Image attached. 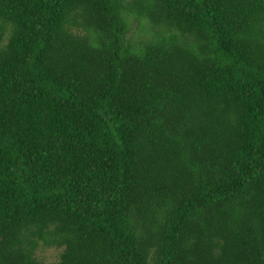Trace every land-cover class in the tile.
Returning <instances> with one entry per match:
<instances>
[{
  "label": "trees",
  "instance_id": "1",
  "mask_svg": "<svg viewBox=\"0 0 264 264\" xmlns=\"http://www.w3.org/2000/svg\"><path fill=\"white\" fill-rule=\"evenodd\" d=\"M39 246L264 264V0H0V264Z\"/></svg>",
  "mask_w": 264,
  "mask_h": 264
},
{
  "label": "rangeland",
  "instance_id": "2",
  "mask_svg": "<svg viewBox=\"0 0 264 264\" xmlns=\"http://www.w3.org/2000/svg\"><path fill=\"white\" fill-rule=\"evenodd\" d=\"M155 30L156 29L151 27L149 22L144 19H130L128 31L125 34L126 42L133 47H137L140 43L150 40ZM60 251L61 247L39 246L34 251V257L43 264H52L57 261Z\"/></svg>",
  "mask_w": 264,
  "mask_h": 264
}]
</instances>
